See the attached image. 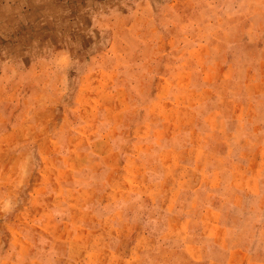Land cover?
I'll list each match as a JSON object with an SVG mask.
<instances>
[{"label":"rangeland","instance_id":"374dc122","mask_svg":"<svg viewBox=\"0 0 264 264\" xmlns=\"http://www.w3.org/2000/svg\"><path fill=\"white\" fill-rule=\"evenodd\" d=\"M31 2L0 17V264H264V0L115 34Z\"/></svg>","mask_w":264,"mask_h":264},{"label":"crops","instance_id":"0c3cea01","mask_svg":"<svg viewBox=\"0 0 264 264\" xmlns=\"http://www.w3.org/2000/svg\"><path fill=\"white\" fill-rule=\"evenodd\" d=\"M32 1V0H31ZM30 0H0V17H6L11 14L9 17H13V11L19 12H29L28 5L32 4ZM66 1V0H53L57 4ZM77 1V0H76ZM87 2V0H85ZM169 0H98L101 4L102 11V19L106 21L108 27L111 28V33H119V23L115 25L112 24V21L116 17V13H121L125 17L136 18L140 16H144L147 18L153 17L156 18L158 14L161 13V8L164 6L163 4ZM88 2H93V0H88ZM132 35V32H127ZM132 40V38H130ZM132 43V42H130ZM215 66L223 65L222 63H217L213 61ZM230 111V110H229ZM230 122V120H229ZM86 243H89V240H85ZM40 264H43L40 262Z\"/></svg>","mask_w":264,"mask_h":264}]
</instances>
